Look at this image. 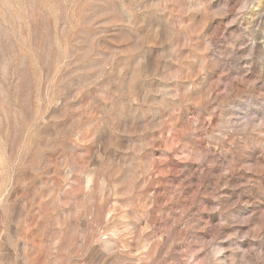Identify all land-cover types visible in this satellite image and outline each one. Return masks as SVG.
<instances>
[{"label": "rangeland", "instance_id": "374dc122", "mask_svg": "<svg viewBox=\"0 0 264 264\" xmlns=\"http://www.w3.org/2000/svg\"><path fill=\"white\" fill-rule=\"evenodd\" d=\"M0 264H264V0H0Z\"/></svg>", "mask_w": 264, "mask_h": 264}]
</instances>
